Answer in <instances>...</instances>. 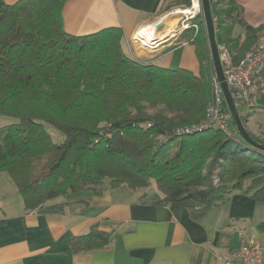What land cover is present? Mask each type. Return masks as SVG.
Returning <instances> with one entry per match:
<instances>
[{
    "label": "trees",
    "instance_id": "16d2710c",
    "mask_svg": "<svg viewBox=\"0 0 264 264\" xmlns=\"http://www.w3.org/2000/svg\"><path fill=\"white\" fill-rule=\"evenodd\" d=\"M66 1L0 0V116L18 120L0 128V173L14 183L24 210L99 189L106 179L111 189L153 184L161 195L155 205L193 201L199 205L188 208L194 221L234 192L264 203V153L241 140L231 118L232 138L216 130L178 133L201 123L211 100L212 61L202 23L193 20L199 29L188 28L178 38L194 46L198 72L164 69L127 55L121 28L66 34ZM172 3L188 7L190 0H166L161 12ZM217 5L210 0L218 29L235 12L244 31L242 40L224 38L238 62L264 24L248 26L233 2L227 10ZM247 118L240 114L245 128ZM46 125L64 136L61 144ZM109 243L97 226L69 240L73 253Z\"/></svg>",
    "mask_w": 264,
    "mask_h": 264
},
{
    "label": "crops",
    "instance_id": "0c3cea01",
    "mask_svg": "<svg viewBox=\"0 0 264 264\" xmlns=\"http://www.w3.org/2000/svg\"><path fill=\"white\" fill-rule=\"evenodd\" d=\"M2 1L10 5L18 0ZM218 1L223 10L233 2L248 26L264 24V0ZM165 3L67 0L62 8L63 29L68 35L85 36L121 28L122 49L127 55L160 68L197 73L194 46L178 42L181 17L163 15ZM236 20L235 12L223 17L215 30L221 37L217 45L225 46L226 34L243 39L244 31ZM160 23L162 28L156 30ZM141 28H153L157 36L147 44H138L135 37ZM168 29H173L170 35ZM263 97L260 95L254 105ZM249 120L247 130L264 141V127L252 128ZM158 200L146 194L140 197L137 190L111 189L104 183L99 189L68 193L26 212L14 183L6 173H0V264H225L242 244H264V203L242 192L232 193L199 221H194L188 210L199 207L197 203H152ZM93 226L109 235L108 247L73 253L69 240L89 233Z\"/></svg>",
    "mask_w": 264,
    "mask_h": 264
},
{
    "label": "built area",
    "instance_id": "2783aa9c",
    "mask_svg": "<svg viewBox=\"0 0 264 264\" xmlns=\"http://www.w3.org/2000/svg\"><path fill=\"white\" fill-rule=\"evenodd\" d=\"M189 10L191 12L188 15L180 14L184 17L181 23V32L188 28H193L197 31L199 29L198 24L192 22L195 19L202 23V27L204 26L200 0H190ZM213 23L216 29V17H213ZM136 42L144 44L141 40ZM218 54L224 81L236 109L239 107L247 108V113H238L249 114L255 100L264 91V29L259 33L255 42L240 61L234 62L224 45H218ZM209 82L211 100L204 120L198 125L182 128L178 133L192 134L203 130H216L226 137L232 138L234 131L228 125L229 112L213 67L210 70ZM225 264H264V244L258 241L242 244L230 254Z\"/></svg>",
    "mask_w": 264,
    "mask_h": 264
},
{
    "label": "water",
    "instance_id": "95a60500",
    "mask_svg": "<svg viewBox=\"0 0 264 264\" xmlns=\"http://www.w3.org/2000/svg\"><path fill=\"white\" fill-rule=\"evenodd\" d=\"M200 4L202 7L203 12V19H204V26H205V32L207 36L208 46L210 50L211 55V61H212V67L214 69L215 75L217 77V80L220 83L223 96L225 99V103L230 115V118L232 119L236 132L240 136L241 140L246 143L250 149H256L264 153V145L257 144L252 140L250 135L248 134L246 128L244 127V124L241 122L240 115L234 105V102L230 96L228 87L224 81L223 72H222V66L219 59L218 54V45L216 41V35H215V26L213 23V17L210 9V0H200ZM162 28V23L158 24L156 26V30H159Z\"/></svg>",
    "mask_w": 264,
    "mask_h": 264
},
{
    "label": "rangeland",
    "instance_id": "374dc122",
    "mask_svg": "<svg viewBox=\"0 0 264 264\" xmlns=\"http://www.w3.org/2000/svg\"><path fill=\"white\" fill-rule=\"evenodd\" d=\"M221 7H222L221 5H217L216 6L217 9L223 10ZM189 8H190V5L188 7H185V6H181V5H176V3H172L171 6L168 7V10L165 11V12H162V14L165 15V14L174 13L175 16L181 17L180 20H179V23H178V30H180L181 23L184 20V17H182L180 15L181 14L180 12H182L185 9H189ZM188 23H189V21H188ZM203 28H204V26H203ZM215 30L217 31L218 28H216ZM259 33L257 34V36L259 35ZM219 38L221 39V37L219 35L218 36L216 35V40H219ZM260 95L264 96V91ZM237 109H238V112H246L247 113V108L246 107H239ZM246 115H248V117H250L249 126H251L252 128L253 127H259V126L260 127H264V97L260 101L259 105H257V106L253 105V107L251 108L250 113L246 114ZM17 123H18V120L15 119V118L0 116V128L6 127V126H9V125H13V124H17ZM228 125H229V128L234 130L232 122H231V119H230L229 116H228ZM45 129L49 133V135L52 137V140H53L54 143L61 144L64 141V136L60 132L55 130L53 127H51L49 125H46ZM104 183H108V180L106 179L104 181ZM137 194L140 197L143 194H146L148 197H153V198H156V199H160L161 198L160 193L156 190V188L154 187L153 184H151L146 189L137 190Z\"/></svg>",
    "mask_w": 264,
    "mask_h": 264
},
{
    "label": "bare ground",
    "instance_id": "6f19581e",
    "mask_svg": "<svg viewBox=\"0 0 264 264\" xmlns=\"http://www.w3.org/2000/svg\"><path fill=\"white\" fill-rule=\"evenodd\" d=\"M190 12L191 11L189 9H185V10H183L180 13L183 14V15H188V14H190ZM172 30L168 29L166 34L170 35L172 33ZM146 32H148L150 38H149V36H148V34ZM155 34H157V33L154 32L153 28H149V30L147 28H141L140 31H138L135 39H136V41L142 40V41H144L145 44H147L148 39L154 40V38L157 36V35L155 36Z\"/></svg>",
    "mask_w": 264,
    "mask_h": 264
}]
</instances>
